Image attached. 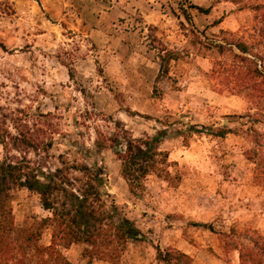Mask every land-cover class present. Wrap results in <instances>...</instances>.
Returning a JSON list of instances; mask_svg holds the SVG:
<instances>
[{"label": "rangeland", "instance_id": "1", "mask_svg": "<svg viewBox=\"0 0 264 264\" xmlns=\"http://www.w3.org/2000/svg\"><path fill=\"white\" fill-rule=\"evenodd\" d=\"M162 56L169 74L157 82ZM254 68L264 76V0H0V160L42 180L62 168L77 184L67 165L102 167V201L138 233L113 262L61 240L72 264H161L156 246L191 264H243L245 247L264 261V77ZM146 135L168 152L172 179L151 174L135 196L116 152ZM8 205L17 228L50 244L36 192L14 187Z\"/></svg>", "mask_w": 264, "mask_h": 264}, {"label": "trees", "instance_id": "2", "mask_svg": "<svg viewBox=\"0 0 264 264\" xmlns=\"http://www.w3.org/2000/svg\"><path fill=\"white\" fill-rule=\"evenodd\" d=\"M236 47L243 53L247 52L243 43L236 44ZM162 60L157 82L169 74L164 56ZM254 71L255 75L263 76L257 68ZM161 93V89L154 85L153 97L158 98ZM158 143L157 136L146 135L140 139L128 137L125 150L116 152L121 176L129 192L135 196L138 192H144V179L151 174L167 181L172 179L168 170V152L161 150ZM71 169L81 173L80 184H77L78 180L69 178L62 168L46 174L42 180L22 161L11 163L0 160V264H72L57 248L61 240L84 242L90 246L93 255L113 262L120 257L127 240L137 235L138 229L133 223L116 221L102 201V167L96 164L93 169L81 163L65 168L67 171ZM19 186L36 192L43 209L50 213L40 220V224L51 228L49 245L39 244L40 230L16 227L8 200L9 192ZM155 250L156 260L161 264H191L190 256L180 249L156 246ZM243 250V264H264L255 249L245 247Z\"/></svg>", "mask_w": 264, "mask_h": 264}]
</instances>
